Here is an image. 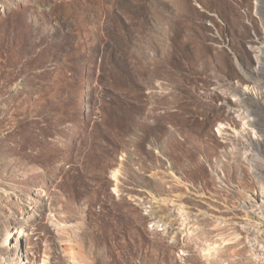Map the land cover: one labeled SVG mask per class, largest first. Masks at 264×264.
I'll return each mask as SVG.
<instances>
[{
	"label": "rangeland",
	"instance_id": "rangeland-1",
	"mask_svg": "<svg viewBox=\"0 0 264 264\" xmlns=\"http://www.w3.org/2000/svg\"><path fill=\"white\" fill-rule=\"evenodd\" d=\"M263 45L264 0H0V264H258Z\"/></svg>",
	"mask_w": 264,
	"mask_h": 264
},
{
	"label": "bare ground",
	"instance_id": "bare-ground-1",
	"mask_svg": "<svg viewBox=\"0 0 264 264\" xmlns=\"http://www.w3.org/2000/svg\"><path fill=\"white\" fill-rule=\"evenodd\" d=\"M257 49H260V48H257ZM260 51L261 53L258 59L259 60V65L257 66L258 68L249 74V78L253 84L259 83L261 90H259L258 94H255L253 96L249 94L243 95L244 97L243 100H246V102L249 104L251 108L250 109L248 108L246 112L244 111V114L242 113L241 117H243V120H245V124H246L243 126H247V128L249 129V132L246 133L245 141H247L248 145L250 146L252 145L253 147L257 149V150L248 152V155H250L251 159L254 161L252 163L254 173L256 174V176H258L259 180L263 182L264 181V166L262 164L264 163V138H260V136H258V132H260L261 134L264 133V107L262 104L263 100L261 101V97L263 95L262 88L264 87V45L262 47V50ZM252 111H255L257 115L259 116V118H257L256 116L255 117L251 116ZM260 152H261L260 155H263L262 157L259 156L258 154ZM114 174L117 177L121 174V171L116 170ZM253 200L254 201L252 205L246 209L245 214L250 217H256V216L261 217V220H256L257 224L264 225V219H262V217H264V206L260 202V200H257L256 198H253ZM47 219H48L47 223L51 226V228L55 231L57 235H60L63 237L69 236V233L66 230L65 224L62 223L58 219V215L55 213L52 207H49V216L47 217ZM256 240H259V239H256ZM260 243L261 242H259L258 244L255 243L253 247H255L257 263L264 264V245ZM69 255L73 261H75L76 258H78V256H81L83 260L85 261V264H89L88 262L89 258L87 254L84 253V251L81 253L80 251L71 250L69 252ZM29 264H31V262Z\"/></svg>",
	"mask_w": 264,
	"mask_h": 264
}]
</instances>
